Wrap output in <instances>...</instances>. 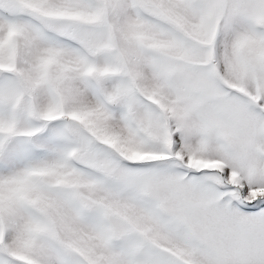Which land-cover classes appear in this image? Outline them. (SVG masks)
<instances>
[{
	"label": "snow or ice",
	"instance_id": "1",
	"mask_svg": "<svg viewBox=\"0 0 264 264\" xmlns=\"http://www.w3.org/2000/svg\"><path fill=\"white\" fill-rule=\"evenodd\" d=\"M0 264H264V0H0Z\"/></svg>",
	"mask_w": 264,
	"mask_h": 264
}]
</instances>
